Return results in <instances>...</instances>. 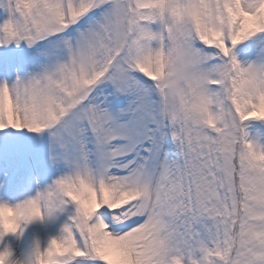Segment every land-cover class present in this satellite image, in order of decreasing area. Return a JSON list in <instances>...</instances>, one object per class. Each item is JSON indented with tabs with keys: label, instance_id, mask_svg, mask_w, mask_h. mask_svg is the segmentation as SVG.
<instances>
[{
	"label": "snow or ice",
	"instance_id": "6c2138e0",
	"mask_svg": "<svg viewBox=\"0 0 264 264\" xmlns=\"http://www.w3.org/2000/svg\"><path fill=\"white\" fill-rule=\"evenodd\" d=\"M0 264H264V0H0Z\"/></svg>",
	"mask_w": 264,
	"mask_h": 264
},
{
	"label": "rangeland",
	"instance_id": "374dc122",
	"mask_svg": "<svg viewBox=\"0 0 264 264\" xmlns=\"http://www.w3.org/2000/svg\"><path fill=\"white\" fill-rule=\"evenodd\" d=\"M59 224L57 222H52L47 225L37 226L35 235L41 239H46L48 235L55 234L58 231Z\"/></svg>",
	"mask_w": 264,
	"mask_h": 264
}]
</instances>
